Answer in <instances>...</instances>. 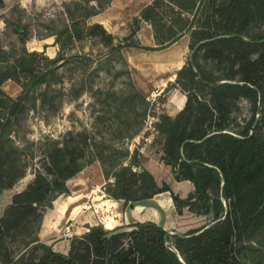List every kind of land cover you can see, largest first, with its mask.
I'll use <instances>...</instances> for the list:
<instances>
[{
	"label": "rangeland",
	"instance_id": "obj_1",
	"mask_svg": "<svg viewBox=\"0 0 264 264\" xmlns=\"http://www.w3.org/2000/svg\"><path fill=\"white\" fill-rule=\"evenodd\" d=\"M99 1L104 3L102 10L88 15L90 5H97ZM210 2L0 0V47L8 52L6 55L25 46L29 50H43L48 57H57L54 63L37 58L42 67L55 65V69L45 82L30 91L23 109L11 125L9 136L26 167L12 184L0 188V218L16 216L10 213L15 193L34 179L36 169H45L52 163L53 155L52 158L50 155L55 148L72 151L76 162L81 165L76 173L64 179L66 192L55 195L47 205H38L33 217L4 237L0 264H29L47 255L53 249V243H57V249L63 250L60 245L68 238L74 239L77 250L82 247L81 235L90 226L101 225L106 230L104 220L111 217L116 220L113 222L115 227L127 226L135 217H156L157 212L151 207H156V204L165 207L162 199L152 200L153 205L143 201L130 205L124 203L123 198L114 199L106 191L107 183L113 179L110 173L117 158L129 156L134 148L146 152L155 161L162 158L163 137L154 128V123L160 113L174 114L168 110L169 101L173 108L183 106L185 95L177 91L180 89L176 78L179 69L188 62L192 61L194 69L210 81L203 91H198L202 98L216 99L209 92L212 83H237L223 90L226 103L222 112L216 113V120L222 121L223 130L241 135L258 122L264 111V102L260 101L259 94L242 86V73L232 79L227 78L231 71L229 61L203 57L204 48L199 49V45L190 54L201 39L202 24L207 19ZM72 19L78 21L84 33L93 22H101L107 31L113 33V41L122 43L121 47L114 48V42H103L98 35L82 34L69 40L65 30L71 26ZM249 29L250 37L264 32L263 26L257 23H252ZM55 32H61L59 42L55 40ZM179 33V37L166 46L155 49L141 46L164 44ZM177 42L183 46L178 56L176 50L179 46H170ZM73 53L91 58L85 60L70 56ZM161 61L166 68V76L170 78L164 85H155L152 84L153 73L161 74L158 67ZM233 67H238V64ZM135 81L147 83L150 88L148 95L138 89ZM2 88L16 98L20 96L22 86L7 78ZM259 130L264 131V126ZM204 150L202 145L199 151ZM142 157L143 154L140 159ZM161 167L156 170L157 179L160 186H165L172 172L168 167ZM207 195L209 211L206 213L182 212V208L178 211L175 206L174 217L180 230L168 232L165 243L177 253L174 235L188 236L189 231L209 223L214 216L217 197L224 211L228 209V200L221 194L220 187L213 185L207 188ZM161 196L170 199L168 191H163ZM55 198L64 209L58 214L54 212ZM199 203L201 205L202 200ZM163 211L166 214L164 225L168 226L172 220L170 200ZM140 239L143 241V237ZM140 239L135 241L124 235L120 241L124 247L132 246L131 255L138 256L135 249ZM118 244L117 240L115 245ZM234 250L245 264H264V225L235 242ZM51 259V263L59 261L56 257Z\"/></svg>",
	"mask_w": 264,
	"mask_h": 264
},
{
	"label": "trees",
	"instance_id": "obj_2",
	"mask_svg": "<svg viewBox=\"0 0 264 264\" xmlns=\"http://www.w3.org/2000/svg\"><path fill=\"white\" fill-rule=\"evenodd\" d=\"M103 4L99 1L97 5H90L88 15L101 11ZM209 8L202 24L201 39L221 33L226 36L201 43L199 49L204 48L203 57L227 59L231 68L227 78L242 73V86L259 94L260 101L264 102V39L260 40L264 32L257 37L248 36L252 23L264 28V0H211ZM65 31L69 40L87 34L98 35L106 43L114 42L113 33L101 22H93L84 33L78 21L73 20ZM54 34L59 42L61 32ZM180 34L173 35L164 44L141 46L160 48L175 41ZM121 44L116 41L112 46L119 48ZM43 52L22 46L20 51L7 56L8 52L0 47V188L12 184L25 171L26 163L9 133L30 91L45 82L55 69V65L48 68L40 65L38 57L51 63L57 61V57H48ZM70 56L91 58L79 53ZM235 64L238 67L234 68ZM7 78L22 86L19 97H12L2 88ZM176 81L186 97L185 102L174 114L160 113L154 128L163 137V161L170 166L176 179H189L194 189L181 197L168 185L159 186L153 174L141 164L142 152L134 148L129 156L123 155L115 161L110 173L113 179L108 181L106 191L114 199L123 198L124 203L131 205L136 201L146 202L153 195L169 190L178 211L187 207L193 212L206 213L209 211L207 188L215 185L228 200L227 212L217 197L214 216L209 223L189 231L188 236L174 235V247L179 253L165 243L169 234L161 225L150 220H132L127 225L132 228L109 238L103 237L106 230L101 225H92L81 235L82 247L75 250V241L71 238L68 255L50 249L47 255L29 264H184L179 256L186 264H245L237 256L234 243L264 225V131L259 130L264 126V111L251 129L236 135L223 130L216 113L220 114L226 103L223 90L237 83H212L209 92L216 99L202 98L198 91H203L210 81L194 69L192 61L179 69ZM202 145L205 150L199 151ZM52 152V163L45 169H36L34 179L15 193L10 213L16 216L0 218V250L4 247V237L33 217L38 205H47L55 195L66 192L64 179L81 168L72 151L57 147ZM199 200H202L201 205ZM124 235L135 241L143 237L136 245L138 256L131 255L132 246L121 245L120 238ZM117 240L119 244L115 245ZM51 257L59 261L51 263Z\"/></svg>",
	"mask_w": 264,
	"mask_h": 264
},
{
	"label": "crops",
	"instance_id": "obj_3",
	"mask_svg": "<svg viewBox=\"0 0 264 264\" xmlns=\"http://www.w3.org/2000/svg\"><path fill=\"white\" fill-rule=\"evenodd\" d=\"M172 45H178L179 47V50H176L177 51V56H178V54H179V52L183 49V46H182V44H179L178 42L177 43H174V44H171L170 46H172ZM170 46H168V47H170ZM177 56L174 58L175 59V61L177 60ZM174 61V62H175ZM162 62L163 61H161L160 63V66H158L159 67V70H160V72H161V74H158V75H156V73H153V83L152 84H155V85H164L165 84V82L168 80V78H170L169 76H166V74H165V72H164V70L166 69V68H164L165 66H163L162 65ZM162 68H164L163 70H162ZM161 76V77H160ZM135 84H136V86L141 90H143V93L145 94V95H148V92H149V90H150V88H148V85H147V83H144V82H140V84L137 82V81H135ZM177 91L178 92H180V93H182L180 90H178L177 89ZM185 97V96H184ZM186 98V97H185ZM169 100H170V97H169ZM184 102H185V99H184ZM184 102H183V104H184ZM171 110L172 111V113H176L180 108H173V105H172V103H171V101H169L168 102V110ZM143 153V157H142V159H140V161H141V164L145 167V168H147L150 172H152V173H154V177H155V179H156V181H157V183H158V185L160 186V184H159V182H158V179H157V172H156V170H160V168H162L161 166H164V167H168L169 169H170V166L168 165V164H166L163 160H162V158L160 157L159 158V160H153V159H151L150 157H148V155H147V153L146 152H144V151H142ZM171 171V170H170ZM166 182H167V184H168V186L172 189V191L174 192V193H177L179 196H181V197H185L187 194H188V192H190V191H192L193 189H194V185H193V183H192V181H190L189 179H176V178H174V176L171 174V178H170V180H166ZM168 191V194H169V198L170 199H168V198H166L165 196L163 197V196H161L162 195V192H160V193H157L159 196L158 197H156V198H154V196H156V195H153L152 197H150L145 203L146 204H149V205H153V201L152 200H155V199H162L163 201H164V203H165V207H162V206H159L158 204H156L157 206L156 207H151V208H154V211L156 210V217L155 218H149V217H142V218H134V219H132V220H138V221H147V220H150V221H153V222H155V223H157V224H159V225H161L163 228H165L167 231H169V232H175V230H180V229H178V226H177V223H176V218L174 217V210H175V204H174V202H173V200H172V197H171V195H170V192H169V190H167ZM56 200V199H55ZM54 200V201H55ZM170 200V202L172 203V220H171V223H169V225L168 226H166V225H164V221H165V217H166V214H165V212L163 211L165 208H166V205H168V201ZM55 203V202H54ZM149 207V206H148ZM182 209H183V211L182 212H184V211H188L189 213H191V214H193L194 212L193 211H190V210H188L187 209V207H182ZM54 212L56 213V214H58V213H61V212H63V211H59L56 207L54 208ZM141 213H143V212H141ZM177 215L179 216L180 215V213H178L177 212ZM206 224V223H205ZM115 227V226H114ZM193 228H195V227H193ZM108 229V228H107ZM175 229V230H174ZM192 229V228H191ZM56 245H57V243H53V244H51V246H52V248H53V250H60V252H62V253H67L68 251H69V249H70V238H68V239H66V240H64V241H62V244L60 245V246H62V249L63 250H61V249H57L56 248Z\"/></svg>",
	"mask_w": 264,
	"mask_h": 264
},
{
	"label": "water",
	"instance_id": "obj_4",
	"mask_svg": "<svg viewBox=\"0 0 264 264\" xmlns=\"http://www.w3.org/2000/svg\"><path fill=\"white\" fill-rule=\"evenodd\" d=\"M223 36H226V34H218V35H216V36H211V37H205V38H202V39H199L197 42H196V44L194 45V47H193V49H192V51H191V53L190 54H192V52L196 49V47L198 46V45H200L201 43H203V42H206V41H209V40H211V39H213V38H215V37H223ZM264 38H262V39H260V40H263ZM225 213L227 212V208L225 209V211H224ZM126 229H128V226H123V225H120V226H116V227H113V228H109V229H106V231H105V233L103 234V237H111L112 235H114V234H117V233H120V232H122V231H124V230H126ZM169 231H167L166 233H168ZM184 236H187V234H184ZM179 259L184 263V264H186L183 260H182V258L181 257H179Z\"/></svg>",
	"mask_w": 264,
	"mask_h": 264
},
{
	"label": "bare ground",
	"instance_id": "obj_5",
	"mask_svg": "<svg viewBox=\"0 0 264 264\" xmlns=\"http://www.w3.org/2000/svg\"><path fill=\"white\" fill-rule=\"evenodd\" d=\"M145 65V64H144ZM161 77V76H160ZM139 89V88H138ZM140 91V90H139ZM145 96V95H144ZM54 202H56V208L59 210V211H63L64 209H63V205L62 204H60V201H54ZM44 219V218H43ZM113 222H116V220L113 218V217H111V218H108V219H106V220H104V226H105V228H113L114 226H115V224H113Z\"/></svg>",
	"mask_w": 264,
	"mask_h": 264
}]
</instances>
